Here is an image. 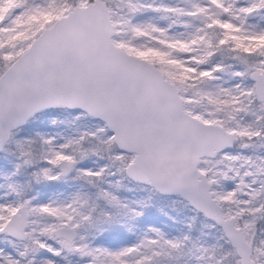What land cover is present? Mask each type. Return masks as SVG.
Instances as JSON below:
<instances>
[{
	"label": "snow or ice",
	"instance_id": "1",
	"mask_svg": "<svg viewBox=\"0 0 264 264\" xmlns=\"http://www.w3.org/2000/svg\"><path fill=\"white\" fill-rule=\"evenodd\" d=\"M0 264H264V0H0Z\"/></svg>",
	"mask_w": 264,
	"mask_h": 264
}]
</instances>
